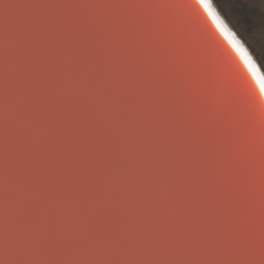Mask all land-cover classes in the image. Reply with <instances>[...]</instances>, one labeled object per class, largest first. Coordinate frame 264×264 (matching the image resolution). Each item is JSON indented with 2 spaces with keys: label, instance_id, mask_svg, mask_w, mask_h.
Segmentation results:
<instances>
[{
  "label": "water",
  "instance_id": "obj_1",
  "mask_svg": "<svg viewBox=\"0 0 264 264\" xmlns=\"http://www.w3.org/2000/svg\"><path fill=\"white\" fill-rule=\"evenodd\" d=\"M0 0V264H264V94L212 0Z\"/></svg>",
  "mask_w": 264,
  "mask_h": 264
},
{
  "label": "rangeland",
  "instance_id": "obj_2",
  "mask_svg": "<svg viewBox=\"0 0 264 264\" xmlns=\"http://www.w3.org/2000/svg\"><path fill=\"white\" fill-rule=\"evenodd\" d=\"M264 73V0H212Z\"/></svg>",
  "mask_w": 264,
  "mask_h": 264
},
{
  "label": "snow or ice",
  "instance_id": "obj_3",
  "mask_svg": "<svg viewBox=\"0 0 264 264\" xmlns=\"http://www.w3.org/2000/svg\"><path fill=\"white\" fill-rule=\"evenodd\" d=\"M198 3L202 4L205 10L208 9V4L205 3V0H198ZM208 15L212 18L213 23L216 29L219 31V33L225 37V39L228 41V44L231 46V48L239 55L240 59L242 60L244 65L247 67L251 75L254 78H256V82L260 86V91L262 94H264V81H262L260 78L257 77L256 65L252 63V59L245 52L244 48L241 46L240 41L237 40L231 32L225 29L223 24L216 18V16L211 11H208Z\"/></svg>",
  "mask_w": 264,
  "mask_h": 264
},
{
  "label": "bare ground",
  "instance_id": "obj_4",
  "mask_svg": "<svg viewBox=\"0 0 264 264\" xmlns=\"http://www.w3.org/2000/svg\"><path fill=\"white\" fill-rule=\"evenodd\" d=\"M213 14L216 16L217 14H216V12L215 11H213ZM217 19H218V17H217ZM259 65V64H258ZM259 67H260V65H259ZM260 69H261V67H260ZM261 71H262V69H261ZM263 72V71H262ZM264 74V73H263Z\"/></svg>",
  "mask_w": 264,
  "mask_h": 264
}]
</instances>
